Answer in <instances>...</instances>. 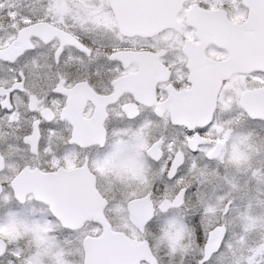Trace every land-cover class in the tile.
<instances>
[{
  "label": "snow or ice",
  "instance_id": "obj_1",
  "mask_svg": "<svg viewBox=\"0 0 264 264\" xmlns=\"http://www.w3.org/2000/svg\"><path fill=\"white\" fill-rule=\"evenodd\" d=\"M0 264H264V0H0Z\"/></svg>",
  "mask_w": 264,
  "mask_h": 264
}]
</instances>
